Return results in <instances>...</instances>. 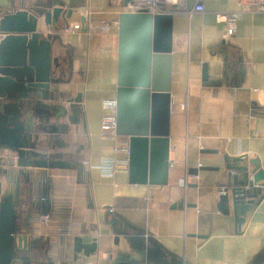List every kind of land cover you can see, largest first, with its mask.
Wrapping results in <instances>:
<instances>
[{"label":"crops","instance_id":"1","mask_svg":"<svg viewBox=\"0 0 264 264\" xmlns=\"http://www.w3.org/2000/svg\"><path fill=\"white\" fill-rule=\"evenodd\" d=\"M48 1L57 0H0V7L19 9ZM61 1L62 17L68 10L70 17L60 18L59 30L50 31L60 36L72 70L70 82L56 89L71 96L81 93L82 113L80 125L71 126L59 138L68 145L64 153L89 164H82L80 176L76 171H52L51 194L58 208L45 224L36 226L35 233L57 241L52 251L56 264H113L108 253L125 247L122 239L119 246L113 244L106 209L147 231L189 264H250L264 246V198L246 216L240 232H236L232 210L226 216L216 205L218 183L225 181L223 155L257 159L264 172V13L245 10L234 37L227 39L223 16L238 9V0H204L203 13L190 12L196 0H184L181 7L162 6L164 13L172 15L170 171L168 185L162 187L130 184L128 167L112 177L99 170L103 158L126 159L123 152L114 151V141L102 134L100 126L102 100L116 95L118 17L125 9L119 0ZM76 24L80 30L66 31ZM105 25L111 26L110 31L97 30ZM237 54L242 77L239 81L237 74L234 86L232 63ZM204 66L210 84L202 82ZM199 167L221 171L191 175ZM180 178H185L183 186L178 184ZM181 200L182 209L171 208ZM75 236L85 242L97 238V255L73 260Z\"/></svg>","mask_w":264,"mask_h":264},{"label":"water","instance_id":"2","mask_svg":"<svg viewBox=\"0 0 264 264\" xmlns=\"http://www.w3.org/2000/svg\"><path fill=\"white\" fill-rule=\"evenodd\" d=\"M129 1L122 0V8ZM63 9L61 0L19 9L0 7V264H56L52 251L57 241L36 234L35 228L58 208L51 194L52 171L82 174L83 165L63 152L68 145L59 138L71 126L80 125L82 113L81 93L71 96L56 89L70 82L72 70L60 36L50 31L59 30L60 18L70 17V10L62 17ZM171 53V14L120 13L116 134L129 144L130 184L164 187L169 182ZM235 58L234 86L237 74L239 81L242 77L238 54ZM207 76L204 66V84H210ZM4 153L15 155V164ZM221 161L225 181L218 183L216 208L226 216L232 210L240 232L246 216L264 198V172L257 159L246 155H223ZM199 171L221 169L199 167L190 172L198 177ZM171 208L182 209L183 201ZM105 223L113 244L119 246L122 239L125 247L108 253L113 264H189L111 209H106ZM189 237L205 240L208 236ZM98 249L97 238L85 242L81 236L72 237L75 261L97 255ZM250 264H264V246Z\"/></svg>","mask_w":264,"mask_h":264},{"label":"built area","instance_id":"3","mask_svg":"<svg viewBox=\"0 0 264 264\" xmlns=\"http://www.w3.org/2000/svg\"><path fill=\"white\" fill-rule=\"evenodd\" d=\"M118 1V0H117ZM120 3L122 0H119ZM184 0H130L126 5L125 12L137 13V12H147L148 14L155 15L159 13H164L162 9L163 5H177L181 7ZM204 0H196L194 8L190 11L191 13H203ZM238 9L235 11L227 13L223 16L225 23V36L227 39L234 37L237 30V23L240 15L247 9H254V11L259 13H264V0H238ZM80 25L76 24L72 27H66V31L76 32L80 30ZM111 26L105 25L97 28L99 32L110 31ZM101 131L102 134L115 143V152H123L126 155L125 160H117L115 158H103L99 162V170L105 177H112L120 168L128 167V155H129V144L127 140H121L116 134V110L117 101L116 99H104L101 102ZM4 158L7 161H11L13 164L16 162V156L13 154L5 153ZM83 165H88L89 161H82ZM178 184L183 186L185 184V178H180Z\"/></svg>","mask_w":264,"mask_h":264},{"label":"trees","instance_id":"4","mask_svg":"<svg viewBox=\"0 0 264 264\" xmlns=\"http://www.w3.org/2000/svg\"><path fill=\"white\" fill-rule=\"evenodd\" d=\"M123 137H120V139H122ZM124 139V138H123Z\"/></svg>","mask_w":264,"mask_h":264},{"label":"flooded vegetation","instance_id":"5","mask_svg":"<svg viewBox=\"0 0 264 264\" xmlns=\"http://www.w3.org/2000/svg\"><path fill=\"white\" fill-rule=\"evenodd\" d=\"M1 156V155H0Z\"/></svg>","mask_w":264,"mask_h":264}]
</instances>
